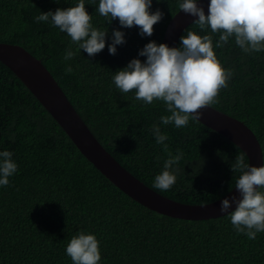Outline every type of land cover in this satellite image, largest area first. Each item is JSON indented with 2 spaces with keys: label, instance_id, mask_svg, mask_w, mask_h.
<instances>
[{
  "label": "trees",
  "instance_id": "16d2710c",
  "mask_svg": "<svg viewBox=\"0 0 264 264\" xmlns=\"http://www.w3.org/2000/svg\"><path fill=\"white\" fill-rule=\"evenodd\" d=\"M183 0H153L151 12L163 13L154 34L123 28L98 13L99 0H85L93 27L125 33L117 54L108 47L89 57L52 24L35 17L79 0H0V42L17 44L40 59L61 86L104 148L135 177L160 194L185 204L215 202L235 188L241 174L231 166L244 152L226 137L190 120L186 127L164 125L170 115L163 101L145 104L135 92H120L113 77L139 56L146 44H161ZM214 50L233 75L210 106L243 121L256 134L264 155V51L244 53L230 38ZM181 36V37H182ZM178 47H181V38ZM71 49L73 59L64 55ZM71 66L72 72L65 69ZM158 125L172 155L183 157L176 183L168 191L153 187L168 154L151 131ZM13 152L18 171L0 186V264H72L66 247L81 231L100 241V264H264V232L255 239L238 233L227 215L210 220H184L154 212L123 193L77 149L69 136L21 80L0 62V151ZM264 191V189H260Z\"/></svg>",
  "mask_w": 264,
  "mask_h": 264
},
{
  "label": "clouds",
  "instance_id": "9594fccd",
  "mask_svg": "<svg viewBox=\"0 0 264 264\" xmlns=\"http://www.w3.org/2000/svg\"><path fill=\"white\" fill-rule=\"evenodd\" d=\"M59 2V0H57ZM153 0H99L98 13L111 23L119 20L123 28L139 27L140 35L152 36L154 25L163 19V13L151 12ZM179 9L186 15L198 17L195 23L199 28L219 33L215 47H224L230 38L246 54L264 51V0H210L208 14L198 5V0H183ZM37 23H51L66 33L76 51L84 50L89 57H95L108 47L109 54H117V45L126 43L125 33L114 30L112 43L107 45V31L93 27L92 15L85 7V0L76 6L58 8L55 12L41 13L35 18ZM76 55L67 50L64 59L71 60ZM139 56L146 61L133 59L126 68L116 72L113 77L115 86L122 93L135 92V98L145 104L163 101L166 111L171 113L160 117L164 125L174 124L177 128L186 127L190 120L200 121L202 109L217 103L222 89L228 87L233 72L225 68L214 50L212 35H198L188 31L181 37V47H169L152 41L145 45ZM71 73V66L65 69ZM157 144L163 145L168 159L163 171L155 176L153 187L161 191L170 190L176 183L178 165L183 153L172 155L165 141L166 134L158 125H153ZM13 152L0 151V186L9 184V177L18 171L13 160ZM233 172L241 173L235 180V189L240 198L223 199L222 213H228L234 229L249 239L264 232V166H254L246 162L243 155L236 157L231 166ZM234 211H229L232 204ZM72 264H100L102 256L100 241L94 234L81 231L73 236L66 247Z\"/></svg>",
  "mask_w": 264,
  "mask_h": 264
},
{
  "label": "water",
  "instance_id": "95a60500",
  "mask_svg": "<svg viewBox=\"0 0 264 264\" xmlns=\"http://www.w3.org/2000/svg\"><path fill=\"white\" fill-rule=\"evenodd\" d=\"M209 4L210 0H198V5L204 8L206 14ZM197 19L198 17L186 15L179 10L167 25L162 43L178 47L182 33ZM0 62L39 100L81 154L114 186L142 206L165 216L200 221L227 215L228 213L220 211L223 199L240 198L235 188L221 199L203 205L181 203L160 194L135 177L104 148L40 59L20 45L0 42ZM201 111L203 115L200 123L241 149L250 165L264 166L261 143L249 126L212 106ZM235 208L236 204L233 203L229 211H234Z\"/></svg>",
  "mask_w": 264,
  "mask_h": 264
}]
</instances>
